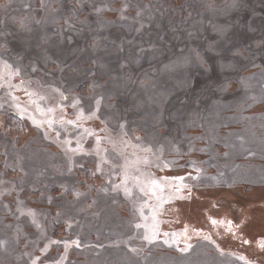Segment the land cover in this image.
I'll list each match as a JSON object with an SVG mask.
<instances>
[{"label": "rangeland", "instance_id": "374dc122", "mask_svg": "<svg viewBox=\"0 0 264 264\" xmlns=\"http://www.w3.org/2000/svg\"><path fill=\"white\" fill-rule=\"evenodd\" d=\"M0 264H264V0H0Z\"/></svg>", "mask_w": 264, "mask_h": 264}]
</instances>
